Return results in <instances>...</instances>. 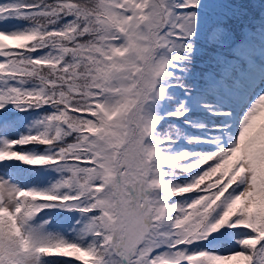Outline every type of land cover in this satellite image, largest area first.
<instances>
[{
	"label": "snow or ice",
	"instance_id": "snow-or-ice-1",
	"mask_svg": "<svg viewBox=\"0 0 264 264\" xmlns=\"http://www.w3.org/2000/svg\"><path fill=\"white\" fill-rule=\"evenodd\" d=\"M0 264H264V0H0Z\"/></svg>",
	"mask_w": 264,
	"mask_h": 264
}]
</instances>
